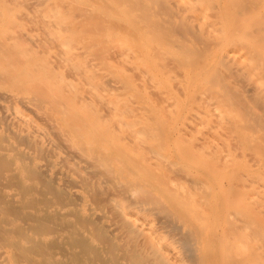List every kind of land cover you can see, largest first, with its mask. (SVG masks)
I'll return each mask as SVG.
<instances>
[{"label":"bare ground","instance_id":"1","mask_svg":"<svg viewBox=\"0 0 264 264\" xmlns=\"http://www.w3.org/2000/svg\"><path fill=\"white\" fill-rule=\"evenodd\" d=\"M100 1L0 0L3 261L264 264V153L232 99L264 89L233 20Z\"/></svg>","mask_w":264,"mask_h":264},{"label":"rangeland","instance_id":"2","mask_svg":"<svg viewBox=\"0 0 264 264\" xmlns=\"http://www.w3.org/2000/svg\"><path fill=\"white\" fill-rule=\"evenodd\" d=\"M214 3H212V5H210L209 7V11L210 10H214L216 7L214 5L218 4L219 7H216V11L215 14L217 15V10H221L220 13H222L223 16H221L224 19V24L223 25L224 28L229 27V23L233 20V24L230 23L231 25H234V32H235V28H237L236 31H238L239 33L237 34V32H235L234 34H236L240 40V50H241V57H240V63H239V68L242 66V68H240L239 71V82L241 84L242 89H250V88H255L257 90H263L264 89V0H236L234 2V0H213ZM216 2V4H215ZM238 4H237V3ZM101 1L100 0H94V4H96V6H101ZM222 3L224 6H222ZM234 3V4H233ZM236 3V4H235ZM214 4V5H213ZM237 5V7L235 6ZM212 6V7H211ZM95 7V6H94ZM225 7H227L229 9V15L226 14L228 11H225L226 13L224 14V12H222ZM213 8V9H212ZM218 8H223L222 9H218ZM236 8V9H235ZM239 9V10H238ZM211 14H214L213 12H210ZM212 14V18L215 19V16ZM239 14V15H238ZM220 15V14H219ZM218 16V15H217ZM219 17V16H218ZM228 17V19H227ZM234 19H233V18ZM237 20H236V19ZM221 19V18H219ZM222 19V20H223ZM218 20V19H217ZM235 20V21H234ZM223 22L221 21V23L223 24ZM237 26V27H236ZM232 28V26H231ZM226 28V31L229 32H233V29ZM250 50V52H248ZM250 53V54H249ZM213 62L211 60H209V63ZM249 63V70L250 72L246 71V73L248 72V74H245V70L247 69L245 64ZM241 65V66H240ZM213 65H211L210 67H212ZM244 66H246L244 69ZM211 70L209 69V72ZM208 73V72H207ZM241 73V75H240ZM243 74H245V76L247 75L248 77H245ZM205 77L204 75H201L199 78H203ZM197 85V81L194 80L193 82V86L195 87ZM264 93V90H263ZM235 98V96H234ZM232 97L233 100H237L239 99V101H237V103L240 105H242L243 107L247 108L249 107V103L250 106H253L255 110H253L252 112L254 113V118L251 119V127L250 129L253 131V135L256 138L255 140V148L261 150V148L264 150V142H262L261 140L263 139L264 141V111L262 112V109L264 110V106H262V104L260 103V101L262 100V97H258L256 99H250L248 98V103H246V99L240 100L241 97L234 99ZM240 102V103H239ZM242 102V103H241ZM246 104H248V106H246ZM250 109V107H249ZM257 110V112H256ZM261 111V112H260ZM260 112V113H259ZM257 114V115H256ZM258 116V117H257ZM258 118V122L257 119ZM260 118V119H259ZM261 120V121H259ZM253 122V123H252ZM260 122V123H259ZM258 123V125H257ZM263 123V125H262ZM252 124H254V126H252ZM261 124V125H260ZM255 129V130H254ZM258 129V130H257ZM256 131V133H255ZM255 134H257L255 136ZM262 136V138L260 137ZM259 137V138H258ZM259 140V141H258ZM260 141L263 143H260ZM259 145V147H258ZM262 146V147H261ZM255 149V151H257ZM261 150V153H264V151ZM260 152V151H258ZM218 199L220 200V191L218 193ZM0 264H8L6 261H3V257L0 255Z\"/></svg>","mask_w":264,"mask_h":264}]
</instances>
